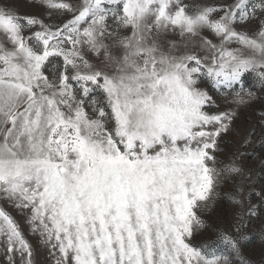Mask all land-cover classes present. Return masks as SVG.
<instances>
[{
    "label": "snow or ice",
    "instance_id": "1",
    "mask_svg": "<svg viewBox=\"0 0 264 264\" xmlns=\"http://www.w3.org/2000/svg\"><path fill=\"white\" fill-rule=\"evenodd\" d=\"M36 4L0 5V205L45 264H250L249 141L222 143L264 92V0ZM221 196L240 209L228 229L203 218ZM0 254L37 264L4 206Z\"/></svg>",
    "mask_w": 264,
    "mask_h": 264
},
{
    "label": "rangeland",
    "instance_id": "2",
    "mask_svg": "<svg viewBox=\"0 0 264 264\" xmlns=\"http://www.w3.org/2000/svg\"><path fill=\"white\" fill-rule=\"evenodd\" d=\"M212 3L213 0H207ZM0 5H8L15 9L20 15H39L41 8L36 4V0H0ZM247 83L253 84L252 77H248ZM253 91L256 92L258 99L247 105H233L237 112V118L234 122V131L225 135L223 138L222 147L228 152H235L236 146L241 140L247 139L249 144L242 149L244 156L239 161L243 170V176L237 177L236 183L240 188V195L245 198L244 202L247 205H257L259 212V219L247 223L244 234L248 237L247 240L242 241L243 254L250 264H264V244L258 240L256 233H258L262 226H264V199L255 193H264V120L260 117V113L264 112V92H260L259 88L253 86ZM231 185L228 189L230 190ZM249 194H251L249 196ZM14 216L20 224L26 237L33 244L36 250L37 264H45L47 252L40 245L38 237L33 236L24 221L23 214L16 212L2 204ZM240 209L234 206L230 199L221 196L217 201L215 207L204 215V219L214 228L228 229L233 223L234 215ZM207 237L214 238V232H205L203 235H197L194 244L199 245ZM0 264H6L4 257L0 254Z\"/></svg>",
    "mask_w": 264,
    "mask_h": 264
}]
</instances>
